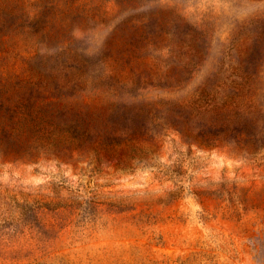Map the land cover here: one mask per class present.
<instances>
[{
	"label": "rangeland",
	"instance_id": "1",
	"mask_svg": "<svg viewBox=\"0 0 264 264\" xmlns=\"http://www.w3.org/2000/svg\"><path fill=\"white\" fill-rule=\"evenodd\" d=\"M0 264H264V0H0Z\"/></svg>",
	"mask_w": 264,
	"mask_h": 264
},
{
	"label": "trees",
	"instance_id": "2",
	"mask_svg": "<svg viewBox=\"0 0 264 264\" xmlns=\"http://www.w3.org/2000/svg\"><path fill=\"white\" fill-rule=\"evenodd\" d=\"M258 54H260V51H259V53H258V50H256L255 51V56L254 55H252L251 56V60H250V64H251V66H252V70L253 71H250V76H249V78L251 77H256L257 76V71H256V64H258L257 63V60H258ZM258 66V65H257ZM250 81H251V79H250Z\"/></svg>",
	"mask_w": 264,
	"mask_h": 264
}]
</instances>
